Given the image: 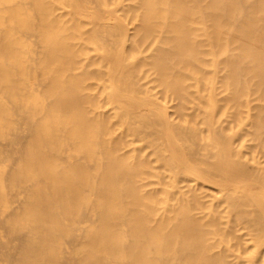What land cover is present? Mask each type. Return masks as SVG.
<instances>
[{
	"label": "bare ground",
	"instance_id": "bare-ground-1",
	"mask_svg": "<svg viewBox=\"0 0 264 264\" xmlns=\"http://www.w3.org/2000/svg\"><path fill=\"white\" fill-rule=\"evenodd\" d=\"M0 264H264V0H0Z\"/></svg>",
	"mask_w": 264,
	"mask_h": 264
}]
</instances>
